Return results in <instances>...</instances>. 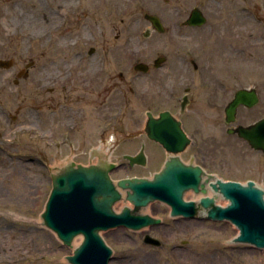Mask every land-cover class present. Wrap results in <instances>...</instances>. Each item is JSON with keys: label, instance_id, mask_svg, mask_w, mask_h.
Wrapping results in <instances>:
<instances>
[{"label": "rangeland", "instance_id": "374dc122", "mask_svg": "<svg viewBox=\"0 0 264 264\" xmlns=\"http://www.w3.org/2000/svg\"><path fill=\"white\" fill-rule=\"evenodd\" d=\"M33 1L44 4L47 16L59 13L58 4L65 6L62 19L55 17L58 28L46 24L39 31H46L49 47L43 46L44 40L31 42L11 32L4 21V7L9 10V4H16L25 11L23 0H0V61H13L10 69L0 67V164H31L36 169L31 181L21 173L1 179V196L6 199L0 206V223L3 235H12L13 240L26 229L34 230L37 244L47 243L49 249L29 251L23 259L1 264H70L66 257L74 253V247L65 245L42 219L52 191V174L60 170V163L114 162L118 164L110 175L114 181L152 179L161 170L167 153L147 137L146 112L158 117L160 111L170 108L178 115L175 106L184 92L173 78L169 86L175 85V94L162 96L163 86L171 88L161 74L183 66L192 70L193 61L211 65L219 70L215 74H224L231 95L241 88H256L260 101L258 107L241 106L236 122L226 125L224 119L215 118L211 125L203 124L196 112L201 105L190 107L182 118L190 125L196 123L204 135L214 132L216 139L224 135L226 142L221 146L226 149L219 151L215 140L208 160L193 159L190 149L183 151V161L203 165L225 181L251 180L264 189V153L238 134L227 133L228 127L230 130L264 118V0H104L107 12L94 21L85 13L101 0ZM195 7L203 10L207 22L197 29L181 27ZM145 12L158 15L166 32L152 30L143 17ZM35 17L45 19L38 13ZM80 17L79 32L62 44L61 39ZM28 30L37 32L35 25ZM147 30H151L148 38L144 37ZM193 31L212 39L204 40L198 48L195 41L180 36ZM91 48L96 51L90 55ZM159 57L167 61L157 69L154 61ZM140 62L150 66L149 73L134 69ZM78 112L83 115L79 126L72 129L65 125L67 113ZM101 146L110 150L108 161L95 155ZM143 146L146 164L130 165L125 156L138 155ZM26 184L32 187V201L22 199ZM191 197L189 192L187 198ZM124 206L118 204L115 210L121 212ZM166 206L156 201L149 206V214L164 217L169 227L134 231L120 226L102 232L113 249L110 264H208L210 255L223 257L224 264H264V249L250 243H230L239 234L230 222L200 228L193 224L192 232L185 231L184 225L192 226L190 221L173 219ZM146 234L162 245L146 244Z\"/></svg>", "mask_w": 264, "mask_h": 264}, {"label": "water", "instance_id": "95a60500", "mask_svg": "<svg viewBox=\"0 0 264 264\" xmlns=\"http://www.w3.org/2000/svg\"><path fill=\"white\" fill-rule=\"evenodd\" d=\"M143 17L159 33L166 31L157 15L145 13ZM206 21L203 12L194 8L185 25L202 26ZM150 34L151 31L147 30L144 37L148 38ZM165 61V57H159L154 63L156 67H160ZM12 65V60L0 61L1 68L10 69ZM134 69L146 73L149 66L140 62ZM19 76L22 77V73ZM234 96L225 109L226 122L229 124L236 121L240 106L252 108L259 102V95L254 88L240 89ZM147 115L148 136L164 144L168 152L182 151L183 145L188 143V138L181 129L180 122L169 112L160 113L158 118L150 112ZM229 133H237L248 140L251 147L264 152V119L255 125L230 129ZM179 137L183 140L182 147L171 146L170 144L178 142ZM125 158L130 160L131 165L146 164L143 150L135 157L127 155ZM98 163L100 162L94 164ZM81 164L71 163L52 175L53 188L42 213L44 225L53 230L65 245L71 246L76 236H84L74 253L66 257L70 264H110L113 250L101 233L120 226L139 230L148 225H159L161 220L140 213L156 200L168 203L172 207V216L193 218L197 209L199 212L200 209H211L209 216L213 220L230 219L239 227L241 234L234 242L250 243L264 248V191L252 182L247 186L236 182L209 183L213 191H219L222 197L231 201V204L223 209L214 205V196H204L200 203L183 199L185 191L190 189L196 193L207 194V183L211 176L202 181L201 168L185 164L179 157L170 156L163 169L155 173L152 179L133 177L114 181L110 174L117 168L116 164ZM121 189L127 190L126 200L133 205V209L124 207L121 212H116L114 205L122 199ZM145 241L161 246V242L150 235L146 236Z\"/></svg>", "mask_w": 264, "mask_h": 264}, {"label": "bare ground", "instance_id": "6f19581e", "mask_svg": "<svg viewBox=\"0 0 264 264\" xmlns=\"http://www.w3.org/2000/svg\"><path fill=\"white\" fill-rule=\"evenodd\" d=\"M20 1H22V0H20ZM23 1L24 2H22V3H24L25 11H24V9H22V11H20L19 7L16 4H9L12 7V8L10 7L11 9H9V10L6 9L7 7L6 8L4 7V9L2 10V15H3L4 21L9 26H11V29H10L11 32L20 33L21 35H23L25 37L26 40L31 41V42L36 41V40H44L43 46L49 47V45H51V40L49 41V39H47L46 31H43V32H39V31L41 29L44 30L46 24L49 25V27L58 28V22H56L57 19L55 17H57V16L61 17V13L63 14V9L65 6H63L62 4H58L57 7L59 9V13L56 14V13L51 12L47 16V13L45 12L46 9L44 8L45 7L44 4L41 3L39 6L38 5L39 3L35 4L33 0H23ZM105 2L106 1L101 0L100 4H98L97 7L95 6L96 8L92 7L89 11L86 10L85 17L87 15H89L90 19H93V21L94 20H101V18L103 17L102 13L105 12V14H106V12H107ZM19 4H20V2H19ZM36 13L43 15L45 17V19H41V18L36 19V17H35ZM145 13H149V12H145ZM145 13H144V15H145ZM149 14H153V13H149ZM238 14L244 16L243 12L238 11ZM61 19H62V17H61ZM82 20H83L82 17L78 18L77 20H74V24H72L73 28L71 27L70 30L66 32L67 34H65V36L61 39L62 44L66 45L67 44L66 39L72 37L71 34L79 32L81 22H83ZM34 25H35V29L37 30V32L29 31L28 28H30L31 26H34ZM7 34H9V32ZM70 41L72 43L75 42L74 39H71ZM77 60H79V59H77ZM166 61L164 63H166ZM147 120H149V118H147ZM146 122H148V121H146ZM145 130H147L146 126H145ZM95 151H96L95 155L99 159H105L106 161H108L110 159V150L103 149V146H101L99 149H97ZM97 151H98V153H97ZM167 154L169 157L170 156L171 157H179V158H181L182 162H184L185 164H188L182 160V153H180V152L179 153L178 152H176V153L168 152ZM128 156H131V155H128ZM68 162H69V160L65 161V163H60V170L59 171H61L63 168H65L66 165L68 164ZM101 164L103 165V163H101ZM189 164L191 166H194L193 161H191V163H189ZM12 173H14V174L21 173L23 175H27L26 180L31 181V180H33V176L36 173V169L31 164H29V165H26V164H15V165L0 164V181H1V179H3L4 176L12 174ZM202 177H203V175H202ZM211 181H214V180L212 179ZM209 186H211V185H207L208 192L205 195H209L212 198H213V196L215 197V200H214L215 206H218V207L222 206L223 209L227 208L228 205L231 204L230 203L231 201L227 198L222 197V195L219 193V191L216 192V191L211 190V187H209ZM31 189H32V187L29 184L25 185L24 192L22 194V199H24L25 201H32L33 200L32 197H33L34 193L32 192ZM120 192L122 195V199L120 200V202L115 203L114 209L118 204L119 205H125L126 204V206H124V207H130V206L133 207V205H131V203H129V201L126 200L127 190L121 189ZM185 192L186 193H185V196L183 198L184 200H190L189 198H187V194L189 192H191V194H192L191 199L192 200L197 199V200H195L196 202H198V200L201 197H203V195H204L202 193H196L193 190L192 191L187 190ZM1 195H2V191L0 190V206L4 205L3 199H6L5 197H3ZM150 205L151 204H149L148 206L143 208L140 213H142V214L143 213H150V209H151L149 207ZM169 211H171V208L169 209ZM210 211H211V209L210 210L209 209H207V210L206 209H200L201 214L209 215ZM178 217L179 216H176L175 220H179ZM185 219H187L185 221H190L189 223H191V225H192L190 228L188 227V225H190L188 223H186V224H188L187 228L185 227V225H184V227L182 226L185 231H191L192 232L194 229L193 224H195V226H197V224H199V221L196 219V216L193 218H185ZM205 223L217 225V223H210V222L202 221V224H205ZM1 224L2 223H0V264L5 263V262H8V263L11 262L12 263L16 260L23 259L24 256L26 255V253L29 251H36L38 249H39V251L43 250V249L44 250L49 249V245H47V243H43L40 245L37 244L36 238H35L36 233L34 230L26 229V230H24L23 233L22 232L19 233V236L15 237L13 240L12 235H10V237L3 235V228L1 226ZM234 225H235V223H234ZM223 226L227 227V224L224 223ZM235 226L238 228L237 225H235ZM158 227L163 228V226L161 224H159ZM238 230H239V228H238ZM83 240H84L83 235L76 236L74 238V240L72 241V247H74V249H76L79 246V244L82 243ZM208 258L209 259H206L208 264H224V263H226V261L223 257H217L215 255H210Z\"/></svg>", "mask_w": 264, "mask_h": 264}, {"label": "flooded vegetation", "instance_id": "af4514ba", "mask_svg": "<svg viewBox=\"0 0 264 264\" xmlns=\"http://www.w3.org/2000/svg\"><path fill=\"white\" fill-rule=\"evenodd\" d=\"M188 19H189V15L185 19V21L181 23V27H184L187 29H197L199 27H202V26L185 25L184 23H186ZM180 36H182L183 38L195 41L194 45H196L198 48L202 47L204 40L212 39L208 35H204L203 33H199L197 31L184 32V33H181ZM95 51H96L95 48H91L89 50V54L90 55L94 54ZM163 66H165V63L162 64L160 67H154V68L159 69V68H162ZM184 67L185 66H183V68L182 67L175 68L174 70H172V73L171 71H167L161 74L164 77L163 82L166 80V86L171 88L170 90H166L165 86H163L160 90V94L162 96L173 97V95L175 94V90H174L175 85L169 86V83L173 81V78H174V81H177L178 87L181 88V90H183L184 92L181 100H177V106H175V107H178L179 109L178 115L176 112H173L172 109L170 108H167V109L165 108L159 113L163 111H169L170 114L174 116V118L181 121L182 128L189 139V142L185 146L184 151L192 149L194 151L193 159L200 157L202 159H205L206 161L209 159L208 152H210V150H212L211 148L214 147L215 140L218 142L217 148L219 151L226 149L225 146H221V144L224 145L226 142L225 136L222 135L220 139H216L215 134L213 135L214 132H209L207 135H204V133L201 132V130L199 129L196 123L194 125H190L189 121L187 123V119L182 118V117L187 115V112H189L190 107H192L194 104H200L201 106L198 107L199 109L196 112H197V116H199L198 118L203 120L204 122L203 124L207 123L211 125L212 118H215L218 120L224 119V122L226 125L227 123H226L225 109L228 106V104L234 99L235 97L234 95L236 94V92L240 89H238L231 95L229 80L225 78L224 74L222 75L215 74V72H219V70H215L211 65H208V64L202 65V64H198L193 61L192 70L189 68H184ZM149 72H150V66H149V70L147 71V73ZM257 93H258V90H257ZM225 103H227L226 106H224ZM255 106L258 107V102ZM78 113L77 114L67 113L66 115L67 118H65V125H67L69 128H72V129L78 127L79 122L82 120V116H83L82 112H78ZM257 122H258V119L251 124H244V125L239 124V125L251 126L252 124L257 123ZM201 123L202 122H200L199 125ZM228 130H229V127L227 128V133L230 134ZM156 144H158L161 147V149L166 152V148L163 144H159V143H156ZM170 145L173 146L172 144ZM177 146L179 147L182 146V140H178ZM183 153L184 152H182V157H183ZM195 165H199V164L195 163ZM200 166L203 168V170L206 169V167H204L203 165H200ZM205 171L207 172L208 175H214L207 170ZM194 200H197V199H194ZM166 210H169L168 207L166 208ZM157 217H160V216H157ZM161 218H162L161 225L163 227H169V224L165 222L166 219L164 217H161ZM196 219L199 221V224H197L196 227H199V228L202 226L207 227V225H214V224H207V223L202 224V221L204 222L206 221L210 223H217V224L219 222H223V221H213L201 213H199V217H197Z\"/></svg>", "mask_w": 264, "mask_h": 264}]
</instances>
